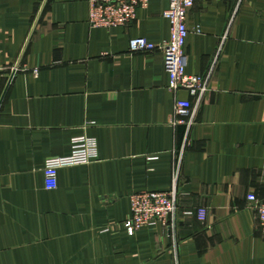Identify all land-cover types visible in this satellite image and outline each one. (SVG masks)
Instances as JSON below:
<instances>
[{
    "label": "crops",
    "instance_id": "0c3cea01",
    "mask_svg": "<svg viewBox=\"0 0 264 264\" xmlns=\"http://www.w3.org/2000/svg\"><path fill=\"white\" fill-rule=\"evenodd\" d=\"M168 6L92 29L89 0H0V264H264L248 201L264 199V0L189 12L187 73L209 80L189 132L171 124L162 52H129L170 38ZM79 137L96 139L98 160L60 169L48 191L47 160ZM176 169L177 227L130 235L131 195L171 191ZM199 209L207 221L185 215Z\"/></svg>",
    "mask_w": 264,
    "mask_h": 264
},
{
    "label": "built area",
    "instance_id": "2783aa9c",
    "mask_svg": "<svg viewBox=\"0 0 264 264\" xmlns=\"http://www.w3.org/2000/svg\"><path fill=\"white\" fill-rule=\"evenodd\" d=\"M149 1L89 0V26L92 29L128 27L136 20L138 10L145 9ZM166 1H168L169 6L163 13V17L170 22V38L160 44L152 43L145 38L132 39L129 52L132 54L162 52L169 76L168 90L175 95L171 124L174 127H186L189 132L196 124L198 109L209 91L208 77L187 73L188 58L185 47L190 34L187 18L195 6L196 0ZM197 32L200 33L201 31L198 30ZM34 74L37 76L38 71H34ZM182 90L188 92L195 101L180 99L178 94ZM98 158L96 139L88 137L73 139L72 153L69 156L47 160L44 169L45 189L48 191L58 189L60 169L89 165L97 161ZM178 176L179 169H176L173 179L174 186L169 192L143 191L131 195V216L124 222V227L130 235H135L141 229L156 224H160L168 230L177 227L180 214V194L176 187ZM248 201L258 212L260 229L264 238V199L260 200L255 194H250ZM185 215L197 217L199 221L205 222L209 213L205 209H199L186 211Z\"/></svg>",
    "mask_w": 264,
    "mask_h": 264
}]
</instances>
